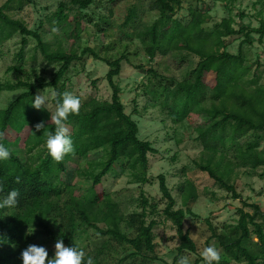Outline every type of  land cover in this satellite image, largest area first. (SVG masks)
Segmentation results:
<instances>
[{"label": "trees", "instance_id": "1", "mask_svg": "<svg viewBox=\"0 0 264 264\" xmlns=\"http://www.w3.org/2000/svg\"><path fill=\"white\" fill-rule=\"evenodd\" d=\"M12 1L0 6V43L18 32L24 35L22 41L25 44L27 36H33L44 57L59 63L60 67L51 80L39 77L37 82L20 80L16 84H0V93L4 89L26 88L17 99L0 109L2 142L11 152L10 159L0 161V197L13 189L19 192L16 207L0 210V264H22L24 249L35 243L42 245L34 242L33 235L29 234L31 227L42 232L49 241L56 243L62 239L65 245L82 249L86 253L85 261L90 256L94 264H122L124 258L110 263L111 250L116 248V243L129 245L133 250L130 256L139 257V264H154L159 259L154 233L157 221L147 222L146 217L147 213H158V205L150 203L142 194L143 211L126 216L118 202L108 199L109 194L103 187L105 177L117 164L122 169L131 170L137 181L148 182L149 156L157 152L151 141L140 137L139 123L126 111L122 100V88L117 77L121 75L126 55L101 57L91 47L84 48L82 56L76 49L60 46L54 50L40 32L10 16L8 10ZM96 1L72 0V3L83 12ZM109 1L118 3L122 0ZM181 8L182 0H155L153 9L159 12V19L152 24L143 23L135 35L151 59L158 54L166 56L175 51H188L199 58L184 80L174 86L160 83L162 90L158 95L171 98L165 107L174 123L194 122L203 115L208 118L205 125L197 127V139L208 155L199 167L222 188L232 192L235 198H242L230 180L234 167L257 170L264 165V150L257 148L258 142L244 140L251 132L264 137V84H258L256 72L255 79L248 78L253 64L247 61L244 51L245 44H254L253 34L263 42L264 18L260 20L259 27L241 25L236 28L235 18L229 15L209 28L208 15L197 9H191V19L186 23L177 18L176 13ZM65 9H68V3L61 2L54 15V26L61 27L64 33L78 40L88 22L86 16L82 13L80 17L76 14L70 18ZM134 13L130 10L128 19ZM236 36L243 40L239 52L232 53L227 50V38ZM88 53L110 66L106 79L112 89L111 100L93 98L81 103L78 115H69L65 126L70 128L75 151L56 162L46 147L47 133L56 130L51 120L56 110L55 99L52 100L54 111L35 107L25 109L24 102L34 99L46 88H53L62 98L66 92L67 73L75 61ZM15 69L22 70L23 66ZM149 71L157 74L155 70ZM251 83L255 89L251 88ZM41 121L45 128L37 130L35 126ZM19 146L26 148V161L16 152ZM36 149L39 152L33 154ZM97 150L105 151L100 170L85 172L91 178L92 186L87 192L78 194L75 184L67 179V164L76 157L85 159L90 152ZM159 182L166 200L161 213L176 228L180 240L179 253L186 250L197 252V244L185 228L187 214H196L189 208H175L177 200L165 174L159 175ZM180 189L185 204L197 197L196 187L190 180ZM244 205L252 207L253 211L239 208L240 217L236 225L229 226L222 233L213 229L212 237L223 248L220 264H264V210L256 203L245 201ZM148 206L151 208L149 212ZM123 223L134 229L136 234L130 236L123 231ZM85 227H92L109 238L88 249L79 242ZM194 264H204L203 258Z\"/></svg>", "mask_w": 264, "mask_h": 264}, {"label": "rangeland", "instance_id": "2", "mask_svg": "<svg viewBox=\"0 0 264 264\" xmlns=\"http://www.w3.org/2000/svg\"><path fill=\"white\" fill-rule=\"evenodd\" d=\"M8 0H0V6ZM155 0H122L111 3L109 0H97L88 9L80 11L74 7L72 0H13L8 13L15 19L22 20L27 26L42 34L43 39L50 43L52 49L60 46L65 49H76L82 56L86 47L93 48L101 57H118L126 55L123 61L121 75L117 81L122 88V100L126 111L133 115L140 126V137L152 142L157 152L150 154L148 182L134 179L131 170L122 169L120 164L105 177L103 187L108 192V199L120 204L122 212L128 216L134 212L143 211L142 197L144 194L150 203L158 205V213H147V222L156 220L154 228L157 255L159 259L154 264H178L181 257H188L194 264L202 256L204 248L212 245L220 253L223 248L217 239L212 237L213 229L225 232L229 226L238 223L239 208L253 211L244 202L256 203L264 210V165L257 170L248 167L235 166L230 180L236 185L242 198H235L232 192L222 188L207 171L199 167L205 163L208 155L202 143L197 139L198 126L208 121L201 116L194 122L184 121L174 123L170 118L165 104L171 102L167 95H158L162 88L160 83L174 86L184 80L196 66L199 58L188 51H175L166 56L158 54L151 59L145 52L144 45L135 35L143 23L152 24L159 19L160 14L153 9ZM61 2L68 3L66 13L70 18L76 14L86 16L85 29L77 40L61 29L55 27V13L60 9ZM73 7V8H72ZM191 9H197L208 15L209 28H213L225 17L235 18L234 26L241 25L259 27L264 18V0H182V8L176 17L183 22L191 19ZM135 11L130 19L128 14ZM244 14L242 18L241 15ZM52 19V20H50ZM91 20V21H90ZM21 33L0 43V84H16L20 80L37 82L38 78L51 80L60 64L48 61L42 54L38 41L33 36H27L28 42L23 43ZM254 44H245L244 51L248 62L253 64L252 73L248 78H254L256 72L258 84H264V40L259 42L257 34L252 35ZM243 38L228 37L227 50L238 53ZM16 66H23L16 70ZM110 66L102 59L91 54H84L74 62L67 73L66 92L81 98V103L93 98L111 100L112 89L106 79ZM149 70H155L157 74ZM255 79V78H254ZM251 88L255 89V85ZM26 91V88L4 89L0 93V109L7 107L12 101ZM53 88H46L38 94L48 97L47 109L55 110L51 93ZM32 100L24 102L25 109H32ZM135 108L137 109L135 111ZM69 130L70 128L67 127ZM257 143L259 150H264V137L251 132L244 140ZM16 152L27 160L28 154L24 146L16 147ZM39 151L36 149L33 154ZM105 158L104 150L92 151L85 159L74 158L69 162L68 181L75 184L76 193L87 192L91 186V178L85 172L100 170V163ZM165 174L167 183L177 200L175 208L191 209L196 215L187 214L185 228L197 244V252L186 250L179 253L180 240L171 220L161 213L166 206V200L160 190L159 175ZM188 180L192 181L197 190V197L187 204L180 189ZM150 206L147 211H150ZM122 230L130 236L136 234L134 229L122 224ZM82 232V231H81ZM34 242L45 246L50 257L54 255L55 244L35 229L32 233ZM109 238L92 227H85L79 242L88 249L94 248L102 240ZM257 240L258 238H254ZM36 244V243H35ZM111 250L110 263L125 259L122 264H139V257L130 256L133 251L129 245H118ZM232 264H240L233 262Z\"/></svg>", "mask_w": 264, "mask_h": 264}, {"label": "clouds", "instance_id": "3", "mask_svg": "<svg viewBox=\"0 0 264 264\" xmlns=\"http://www.w3.org/2000/svg\"><path fill=\"white\" fill-rule=\"evenodd\" d=\"M55 99L56 110L51 116V120L56 126L54 133L48 132L46 139V147L49 155L56 162H61L66 155L75 151L74 143L69 129L65 126V121L69 115H78L81 110V98L70 92H64L62 98L58 93H51ZM36 109H47L48 97L37 94L32 101ZM48 110V109H47ZM37 130L44 129L43 121L36 124ZM3 132H0V161L10 159L11 152L3 141ZM19 179V178H18ZM2 191V189H0ZM19 192L15 189L8 192L6 196L0 197V210L11 209L18 205ZM29 234L34 229L29 228ZM204 264H220L221 254L215 246H208L200 254ZM86 253L75 246L65 245L62 239L55 244V252L49 257L48 249L43 245L31 244L22 252V264H94L92 257H87ZM178 264H191L188 257H181Z\"/></svg>", "mask_w": 264, "mask_h": 264}]
</instances>
